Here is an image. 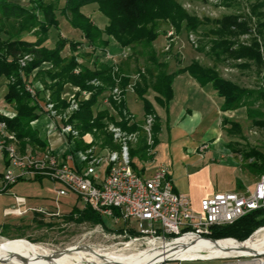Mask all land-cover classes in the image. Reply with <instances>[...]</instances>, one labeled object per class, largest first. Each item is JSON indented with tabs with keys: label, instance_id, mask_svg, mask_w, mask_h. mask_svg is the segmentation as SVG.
I'll return each instance as SVG.
<instances>
[{
	"label": "trees",
	"instance_id": "1",
	"mask_svg": "<svg viewBox=\"0 0 264 264\" xmlns=\"http://www.w3.org/2000/svg\"><path fill=\"white\" fill-rule=\"evenodd\" d=\"M96 5L97 11L106 19V25L100 29L93 21L82 13V8ZM259 6H252L249 9V16L241 19L239 16H224L216 20H198L190 16L176 0H65L60 15L64 17L70 27L81 33L87 48L90 52L83 54L86 59L97 51H104L109 45V39L116 42L120 48L135 50L140 48L146 54L149 67L139 73V80L135 83L134 92L143 103L145 115H152L154 123L151 128L152 145L146 142V136L142 131L143 122H132L123 115L125 99L119 104L112 102V107L117 111L121 121L116 123L121 129L128 133L138 132L137 142L130 147V159L139 158L143 161L151 160L155 135L158 130L157 118L151 103L145 98L148 90L157 94L156 100L164 102L172 98L171 85L174 77L180 73H187L200 86L210 85L217 96L222 99L220 109L222 112L235 111L245 108V115L252 125L264 130V112L254 109L253 102H264V22L252 17H259ZM41 14V17L38 14ZM2 21L19 22L17 34L13 31H4ZM211 25L208 33L211 35L209 41L210 53L216 61L231 59L234 67L241 70L254 69L259 79L257 88H244L238 84L225 80L218 75V72L203 68L197 63L177 69L168 73V64L159 62L153 49V43L158 38V30L161 26H170L176 33L182 29L187 32H196L204 25ZM58 20L54 7L51 4L45 5L42 2H34V9H25L9 2H0V31L7 38H0V80L6 79V94L4 103L9 105L14 112L12 118L0 113V123L4 124L7 132L12 133L23 153L27 146L43 149L46 143L38 137L30 123L39 117L38 107L27 90V86L39 82L49 92L50 101L56 109L65 110L66 102L61 99V92L65 85L78 88L80 91L90 92L89 100L79 103L77 111H74L68 122L78 130L80 136L86 133H93L95 140L101 141L103 146L117 149L112 141L109 132L105 130L107 123H115L109 117L106 110L93 114V106L97 98L105 91L112 89L116 83L121 89L129 84V76L118 67L113 73L110 66L101 64L97 60L92 67H86L77 62L79 44L72 40L58 38L52 48L43 46L48 30L58 29ZM254 32L247 43H241L238 38L241 35ZM37 30L38 37L34 42H29L19 37L23 31ZM35 30V31H36ZM68 46L69 55L63 56L62 52ZM28 56L22 66L20 61ZM238 62V63H237ZM48 66H45V65ZM79 69L78 73L74 71ZM251 100V101H250ZM248 101H250L248 103ZM224 125H230V130H238V124L223 120ZM76 147L84 149L87 146L77 141ZM241 158L248 162L250 170L259 173L264 172V153L254 148L245 152H239ZM5 167L9 161L5 152H2ZM131 166L137 170L136 165ZM37 176L32 182L41 181ZM25 180L18 179L14 184ZM14 184L9 185L6 191ZM77 216V217H76ZM74 217H76L74 219ZM68 218L76 222L103 223L102 218L94 214L87 207L83 211L72 209ZM264 226V211H252L241 217L234 223L226 226L212 227L210 237L214 240L232 238L233 240H222L228 242H244L258 228ZM121 231V230H119ZM133 233V231H130ZM227 245V243H219Z\"/></svg>",
	"mask_w": 264,
	"mask_h": 264
},
{
	"label": "built area",
	"instance_id": "2",
	"mask_svg": "<svg viewBox=\"0 0 264 264\" xmlns=\"http://www.w3.org/2000/svg\"><path fill=\"white\" fill-rule=\"evenodd\" d=\"M171 35L173 32L169 31L167 36ZM95 52L103 53L105 63H110L108 66L113 73L117 72L119 65L114 60V55L106 49ZM27 59L29 60L28 56L24 57L20 64L23 66ZM80 59L77 57L79 64H81ZM74 72L78 73L79 69ZM134 86L135 83L131 84L129 81V84L121 89L116 83L112 89L100 95L95 104L98 105L102 101L107 107L109 117L115 121V123H107L104 119L105 130L110 133L117 149L103 146L101 141H96L93 137L95 130L93 133L80 136L78 130L68 122L71 114L77 111L79 103L89 100L90 92L72 87L71 92L62 96L67 108L60 110L56 109L50 101L48 91L27 87L41 114L30 125L37 132L45 130L49 146L44 149L36 148L34 152L26 155L25 160H21L14 145H6L4 140L0 141V153H6L8 167L12 166L16 170L13 172V168L12 170L8 168L2 174L0 194L6 192V188L18 179L33 180L37 176L58 186L50 199V205L29 207L25 197L15 195L12 206L3 211L4 216L21 218L32 214L42 217L49 223L59 221L64 217L60 199L72 195L77 202H83L85 208L87 207L100 218L121 220L126 223L121 234L128 239L127 245L143 244L146 246L145 249L153 245L167 247L169 250L167 255L159 263L153 264L211 261H218L219 264H264V255L192 259L182 257L176 252L177 249L200 241L213 243L222 240L237 241L232 238L214 240L210 237L211 229L215 226L230 225L252 211H264V172L261 173L251 191L214 193L200 201L198 211L194 210L189 197L174 190L172 180L165 168L159 167L146 175L131 166L129 151L130 147L137 142L138 132L128 133L116 125L121 121V117L112 107V102L119 104L125 99L127 92H134ZM42 91L45 96L40 99L38 94ZM122 113L129 119L128 125H130L132 115L126 109ZM1 114L8 118L14 116V113ZM153 121L151 115H144L142 120L141 128L148 145L153 144L151 136ZM0 129L5 130L4 124L0 123ZM54 135L59 136L62 149L53 148L49 138ZM5 137L16 142L14 135ZM78 140L87 147L78 149L76 147ZM205 149L206 146H200V150ZM261 229H264V226L255 230L247 240Z\"/></svg>",
	"mask_w": 264,
	"mask_h": 264
},
{
	"label": "rangeland",
	"instance_id": "3",
	"mask_svg": "<svg viewBox=\"0 0 264 264\" xmlns=\"http://www.w3.org/2000/svg\"><path fill=\"white\" fill-rule=\"evenodd\" d=\"M181 7L190 15L198 20H216L221 19L224 16H239L241 19H245L249 16V9L252 6H259L258 12L261 14L258 18L252 17V22H256L259 19L260 22H264V0H176ZM34 2H38L34 0ZM47 2V1H46ZM63 0H55V8L61 9ZM82 13L89 17L95 25L100 29H103L106 25V19L97 11L96 5H89L82 8ZM39 17L41 14L37 13ZM58 19V29L51 28L48 30L45 42L43 46L47 48L53 47L56 40L64 38L72 40L79 44L77 52L74 53L80 59L83 66L92 67L93 59L101 60V64L106 61L103 59V53L94 52L90 59H86L83 54L90 52L87 48L86 43L81 42L82 36L79 32H74L63 16L56 12ZM2 29L4 31H13L17 34L19 22L2 21ZM1 29V28H0ZM211 29V25H204L200 27L196 32H187L184 29L180 33H176L175 30L170 26H161L158 30V38L153 43V49L157 55L159 62H166L169 66L168 72L173 73L177 68L184 67L191 63H197L203 68H210L218 72V75L225 79L232 81L244 88H257L259 85V79L253 68L250 70H241L234 67V61L226 59L216 61L210 53L209 41L212 38L208 33ZM36 30V29H35ZM23 31L19 34V37L26 40H34L42 35H38L37 30L35 31ZM169 31L173 32L170 37L167 36ZM74 32V33H73ZM254 29L248 34L241 35L238 41L241 43L249 42ZM18 35V34H17ZM0 38L6 39L7 36L0 31ZM83 39V38H82ZM109 41H113L109 39ZM116 43V42H115ZM119 45L117 44V47ZM110 48V47H109ZM110 54L114 55V60L118 63V67L123 73L129 76L130 83H136L139 80V73L144 72L148 67V61L146 60V54L140 48L130 50L128 48H119L117 51H111L106 48ZM68 46L62 52L63 56H68ZM96 56V57H95ZM125 56V57H124ZM27 57V56H26ZM28 60V59H27ZM238 63V62H237ZM109 65L110 63H105ZM146 68V69H145ZM4 83V79L1 80ZM28 88L39 89L45 91L43 84L39 82L32 83L27 86ZM44 91L40 92L44 95ZM45 96V95H44ZM251 101V100H250ZM248 101V103L250 102ZM0 107V113L11 115L13 109L10 106ZM134 110L135 115H141V104L132 103L130 105ZM254 109H259L264 112V102L256 101L251 106ZM106 108V109H105ZM244 107L235 114L234 119L237 121L239 126L238 130H230L229 126H222L226 133L227 142L229 141V147L224 150V158L221 159L222 164H226L227 168L232 169V175L234 176L235 182L237 183L238 192L244 193L248 190V186L251 183L258 181L261 173L250 170L247 167L246 161H244L238 152L233 150H239V152H245L251 148L264 153V130L259 129L252 125L250 120L244 118ZM95 109V108H94ZM107 110V107L103 105L101 101L98 104L96 111L93 110V114H96L100 110ZM152 116V115H151ZM154 123V121H153ZM152 123V124H153ZM5 134L4 136L2 134ZM6 135H13L6 130L0 129V141L4 140L6 145H14L16 147L17 155L21 160H25L27 154L32 152V148L27 146L22 153L19 149V144L16 140L14 143L6 138ZM139 137V133H138ZM95 139V138H94ZM98 141V140H96ZM134 146V144H133ZM202 146H206V149L210 147V143H203ZM205 149V150H206ZM200 150V148H199ZM160 152L162 158H157L155 164L166 163L167 151L161 147ZM0 161V173L5 171L12 166L5 167V161ZM133 161V160H132ZM3 163V166H2ZM134 164L141 170L142 173H150L149 167H145V162L139 158H135ZM155 165V166H156ZM144 167V169H143ZM143 169V171H142ZM13 172H16L13 168ZM241 178V179H239ZM243 180V181H240ZM31 182H18L14 188V193L23 197H30L34 194V197H49L53 196L54 190L57 188L56 183L49 182L48 180L43 181L42 188L38 182H34V185H30ZM12 195H0V241H7L22 245H37L49 251H64V249L75 246L73 249H80L92 253H105V252H116L120 254L122 258H128L138 251L144 250L146 246L143 244L130 245L127 247L128 239L124 238L121 231L126 227V223L123 221H114L109 218L102 219L103 223H90V222H76L68 216L63 217L59 221H51L50 223L44 220L42 217L27 214L24 217H5L3 214L4 209L9 208ZM75 203L73 197L68 196L60 199V207L62 213L68 214L72 211ZM78 211H83L85 205L83 202L76 204ZM77 217V216H76ZM74 217V219L76 218ZM133 225V223H132ZM26 243V244H25ZM126 247V248H125ZM72 249V250H73ZM127 256V257H126ZM83 261V260H82ZM186 264H219L218 261L211 262H197V263H186Z\"/></svg>",
	"mask_w": 264,
	"mask_h": 264
},
{
	"label": "crops",
	"instance_id": "4",
	"mask_svg": "<svg viewBox=\"0 0 264 264\" xmlns=\"http://www.w3.org/2000/svg\"><path fill=\"white\" fill-rule=\"evenodd\" d=\"M1 1L9 2L25 9H34V0H0V2ZM37 1H40L45 5L51 4L54 7L55 15L57 11L60 14L65 2V0H63L61 9H56L55 0ZM73 31L78 32L77 30ZM27 41L34 42V37L33 40ZM81 42L85 43L84 39L81 38ZM107 48L111 51H117L120 47H117V43L114 41H109ZM184 67L177 69H182ZM175 71L176 70L173 72ZM168 73L170 74V72ZM1 80L0 107H4L5 103L3 97L6 94V85L8 81L4 79V83H2ZM71 89V85H65L61 92V99H63V95L71 92ZM171 89L172 98L167 103L162 100H156L157 94L150 90H148L145 95V98L151 103L153 107L158 125V130L155 135L154 147L151 151L152 158L151 160L144 161L145 167H149L150 171L152 172L159 167L165 168L168 172L169 178L172 180L174 190L178 193L188 196L191 202V207L196 211L199 210L200 201L214 193H242L238 192L239 187L237 186L234 176L232 175V169L227 168L226 164H222L221 162V159L224 158V150L226 147L228 148L230 144V140L227 142L226 133L222 128V126H227L228 124L224 125L222 122L223 120H228L237 124V121L234 119V117H236L235 114L238 113V111L242 108H239L235 111L222 112L220 109L222 99L217 96V93L212 90L211 86H200L187 73L177 74L173 79ZM46 91L47 90H45V92ZM43 96L44 95L41 93L38 94L40 99H43ZM138 102H140L142 108L141 115L139 116L135 115L134 110L130 106L132 103L134 104ZM97 106L98 105H94L92 109L96 111ZM125 107L126 110L132 115V122H141L143 120L145 115L143 103L137 97L135 92L126 93ZM37 111L39 116H41L39 108ZM243 115L244 118L247 119L245 115V109ZM228 126L230 128V125ZM38 137L47 143L45 147L49 146L47 142L48 138L44 129L38 132ZM49 139L52 142L53 148L58 150L62 149L59 136L54 135ZM208 142L210 143V147L203 151L199 150L201 144ZM161 147L165 148V152L167 151V162L164 163L165 165H163V163L156 165L155 160L157 158H162L160 152ZM34 149H31L32 152H34ZM233 151L236 152L238 150ZM2 155L3 154L0 153L1 162ZM134 160L135 158L133 159V163ZM146 171H144V173ZM152 172L145 174L149 175ZM1 176L2 173H0V177ZM44 180L45 179L36 181L40 184L41 188L43 186ZM25 181L31 182V186L34 185V182L30 180ZM256 182L251 183L248 186L249 191L253 189ZM16 185L17 183L6 192L2 193L3 195H12L9 206H12L13 204V198L16 195L14 193V188ZM72 197L73 202L75 203L73 206L74 209L76 208L75 206L78 202L74 196ZM25 198L27 205L29 207H34L40 205H50V199L52 196L34 197V194H32L30 197L26 196ZM69 214L70 213L64 215L69 216Z\"/></svg>",
	"mask_w": 264,
	"mask_h": 264
},
{
	"label": "bare ground",
	"instance_id": "5",
	"mask_svg": "<svg viewBox=\"0 0 264 264\" xmlns=\"http://www.w3.org/2000/svg\"><path fill=\"white\" fill-rule=\"evenodd\" d=\"M219 243H227V245ZM74 247L71 246L64 249V251L56 252L37 245H22L3 240L0 241V264H153L159 263L169 251L167 247L153 245L128 258H122L120 254L116 253L117 251L100 254L73 249ZM176 252L182 257L192 259H211L234 255L245 257L264 255V229L241 243L200 241L185 248L177 249Z\"/></svg>",
	"mask_w": 264,
	"mask_h": 264
}]
</instances>
